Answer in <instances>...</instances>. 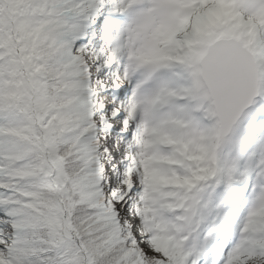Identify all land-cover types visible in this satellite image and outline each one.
I'll return each instance as SVG.
<instances>
[{"label":"snow or ice","instance_id":"obj_1","mask_svg":"<svg viewBox=\"0 0 264 264\" xmlns=\"http://www.w3.org/2000/svg\"><path fill=\"white\" fill-rule=\"evenodd\" d=\"M0 264H264V0H0Z\"/></svg>","mask_w":264,"mask_h":264}]
</instances>
